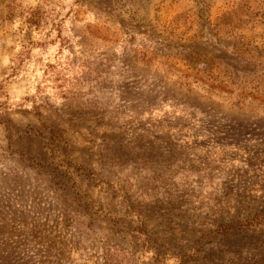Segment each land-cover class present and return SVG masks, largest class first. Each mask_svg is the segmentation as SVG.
<instances>
[{
	"label": "rangeland",
	"instance_id": "obj_1",
	"mask_svg": "<svg viewBox=\"0 0 264 264\" xmlns=\"http://www.w3.org/2000/svg\"><path fill=\"white\" fill-rule=\"evenodd\" d=\"M0 264H264V0H0Z\"/></svg>",
	"mask_w": 264,
	"mask_h": 264
}]
</instances>
